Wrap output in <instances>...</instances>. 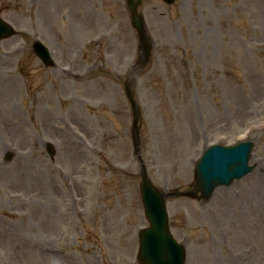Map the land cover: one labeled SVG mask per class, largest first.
<instances>
[{"label":"rangeland","instance_id":"1","mask_svg":"<svg viewBox=\"0 0 264 264\" xmlns=\"http://www.w3.org/2000/svg\"><path fill=\"white\" fill-rule=\"evenodd\" d=\"M138 10L146 62L125 0H0L16 29L0 40V264H138L141 164L165 191L192 189L207 144L245 138L251 171L206 201L168 197V223L185 264H264V0Z\"/></svg>","mask_w":264,"mask_h":264},{"label":"water","instance_id":"2","mask_svg":"<svg viewBox=\"0 0 264 264\" xmlns=\"http://www.w3.org/2000/svg\"><path fill=\"white\" fill-rule=\"evenodd\" d=\"M139 2L140 0H127L132 24L136 27L141 44L146 46L147 52L149 44L146 42L144 22L141 14L137 12ZM11 32L10 26L0 19V37ZM42 57L46 63L49 62L47 56ZM128 97L135 107L129 92ZM134 116L135 121L138 111H135ZM250 146L249 141H243L232 146L214 145L204 152L196 163V188L201 191L204 198L210 196L218 183L228 184L233 177H238L251 169V166L247 165ZM47 150L50 154L53 153L51 145L47 146ZM9 157L10 153H7L5 159ZM141 175L139 187L149 226L139 232V264H184V249L172 238L167 228L161 193L144 172Z\"/></svg>","mask_w":264,"mask_h":264},{"label":"bare ground","instance_id":"3","mask_svg":"<svg viewBox=\"0 0 264 264\" xmlns=\"http://www.w3.org/2000/svg\"><path fill=\"white\" fill-rule=\"evenodd\" d=\"M103 41V40H102Z\"/></svg>","mask_w":264,"mask_h":264}]
</instances>
